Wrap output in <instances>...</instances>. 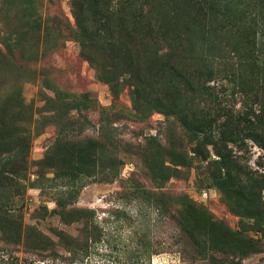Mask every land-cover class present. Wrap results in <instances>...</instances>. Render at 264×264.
Listing matches in <instances>:
<instances>
[{"label":"rangeland","instance_id":"1","mask_svg":"<svg viewBox=\"0 0 264 264\" xmlns=\"http://www.w3.org/2000/svg\"><path fill=\"white\" fill-rule=\"evenodd\" d=\"M212 1V29L224 3L264 26V0ZM165 5L203 19L183 0ZM159 11L0 0V264H264V125L248 126L264 101V44L253 87L249 67L226 76L215 59L179 81L167 49L140 40Z\"/></svg>","mask_w":264,"mask_h":264},{"label":"trees","instance_id":"2","mask_svg":"<svg viewBox=\"0 0 264 264\" xmlns=\"http://www.w3.org/2000/svg\"><path fill=\"white\" fill-rule=\"evenodd\" d=\"M170 1L171 0H155V3H157L161 11L158 13L159 18L152 26H140L139 21H136V23L140 26L138 32L142 43L145 42L150 46L155 43L167 49L166 53L163 54L162 52L160 58L162 61H166L165 65L168 63L169 67L175 71L179 81L185 79V65L193 68L198 79H201L204 75L211 74L212 70L208 68L209 62L215 59L216 61L219 60L220 66L225 67L224 70H219L218 74L226 73V76L232 77L235 75V71H240L246 66L249 67V70L247 71L248 77H245V80L251 83L250 87H253L254 81L255 84H257L254 75H256V71L260 66L259 64H261L260 61L258 62L257 58L260 57L261 52L255 48H258V44H264V26H259V23L263 24V22H260L261 20L258 19V14L256 15V13H253L252 15H248L243 8L237 14L231 4H223V2H221L223 4L221 5V11L223 13L219 15L224 18V25L212 29V23L215 19L213 12L217 9L214 3L215 1L183 0L185 4L190 3L192 5L195 13L200 15L203 18L202 20H198V16L197 18H191L190 15L187 16V13L178 8L177 5H173V7L170 5L167 7L165 4ZM193 1L196 2L191 3ZM227 1L230 2V0ZM208 20H211V23H206ZM215 25L218 26L216 23ZM227 27L235 31L232 34L236 40L235 45L230 43V40L227 39L231 36H221L218 32L220 28H226V34L230 33ZM110 28H112V26ZM232 32L233 31H231V33ZM152 33H154L155 37H151ZM219 36L223 39H227L224 41L223 47V41L218 39ZM249 48H251L250 51ZM162 50L161 48V51ZM245 80H242V83H244ZM175 87H177L176 84ZM239 89L243 92L242 85L241 87L239 86ZM250 92H253V88L248 89V93ZM263 102L261 106L259 105L257 111H252L251 114L253 118H250L248 126L264 125ZM208 108L209 107L206 109ZM196 122L203 126L207 120L204 116L201 119L200 116ZM253 137L259 136L254 133ZM231 164H233V161ZM148 202V204L157 211L159 216H164L166 210H164V207H161L162 201L158 199V201L148 200ZM187 208H189L188 205ZM178 224L181 225V228L182 226L184 227L182 228L183 231L188 228L187 221L178 222ZM208 225L213 226V224L209 222ZM195 230V226H193L191 232ZM196 246L200 247V243Z\"/></svg>","mask_w":264,"mask_h":264}]
</instances>
